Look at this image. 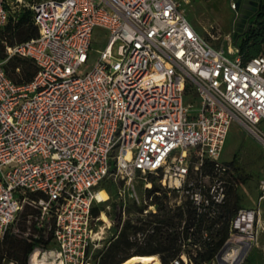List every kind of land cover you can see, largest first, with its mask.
I'll return each instance as SVG.
<instances>
[{"label":"built area","instance_id":"1","mask_svg":"<svg viewBox=\"0 0 264 264\" xmlns=\"http://www.w3.org/2000/svg\"><path fill=\"white\" fill-rule=\"evenodd\" d=\"M181 1L0 0V27L29 10L37 29L0 60V242L13 229L29 243L24 264H97L126 220L139 226L130 241L145 246L165 231L164 210L186 202L215 219L228 200L231 167L220 157L231 125L264 152V49L243 60L237 47L215 46L219 37L203 39ZM96 28L106 45L79 75ZM224 40L235 42L233 29ZM12 56L35 63L28 83L5 72ZM108 177L114 214L93 216ZM257 190L258 205L222 218L225 239L202 264L244 262L258 239L264 174ZM24 209L25 229L13 228ZM172 228L182 250L172 264H193L186 251L220 239L207 229L195 238L193 227L185 237L183 221Z\"/></svg>","mask_w":264,"mask_h":264},{"label":"trees","instance_id":"2","mask_svg":"<svg viewBox=\"0 0 264 264\" xmlns=\"http://www.w3.org/2000/svg\"><path fill=\"white\" fill-rule=\"evenodd\" d=\"M37 36V29L33 24L31 12L29 10H21L18 20L8 22L4 27H0V60L6 59V47L16 43H21ZM243 60H248L254 57L264 49V0H259V9L250 20V26L235 41ZM5 72L8 77L16 84L28 83L37 71V67L33 60L29 58L12 56L4 64ZM231 169H235L234 161L226 162ZM204 167V172H206ZM230 172L228 186V200L222 208L220 214L215 219H208L202 216H197L191 205L186 202L184 208L176 210H164L162 220L165 225V231L157 232L151 235L146 241L145 246H135L129 239V234L135 232L139 226L131 225L129 220L125 224L119 236L113 239L107 247H105L96 257L97 264H121L131 256L135 255H155L159 258L161 264H172V261L180 255L181 248L177 244V235L172 228L173 224L184 222V236L188 237V229L193 227L194 237H200L202 229H207L211 235L219 236V241L213 246L196 250L195 256L191 251H186L191 257L193 264H202L208 261L215 254L221 242L225 239L227 233V224L222 219L228 214H232L240 208L241 197L236 190L234 177ZM232 176V177H231ZM102 181L99 190H106L111 193L115 189V184ZM101 210L98 207H93V216H98ZM28 209H24L17 222V227L20 230L25 229V215ZM219 224L217 232L211 231L212 227ZM215 232V233H214ZM7 238V237H6ZM5 238V239H6ZM31 245L29 244L28 252ZM27 252V254H28ZM27 256V255H26ZM26 260V259H25ZM25 263V262H24ZM21 263V264H24Z\"/></svg>","mask_w":264,"mask_h":264},{"label":"rangeland","instance_id":"3","mask_svg":"<svg viewBox=\"0 0 264 264\" xmlns=\"http://www.w3.org/2000/svg\"><path fill=\"white\" fill-rule=\"evenodd\" d=\"M231 2L232 0H182L181 7L188 21L203 39L210 41L209 34L215 35L219 37V40L215 43L210 42L214 43L215 46L227 48L228 45L237 46L236 42L224 40V35L232 30L237 17V13L230 7ZM106 42V31L96 28L91 41L89 63L80 69L79 75L89 70L97 59L96 51L102 50ZM186 101L192 102L194 100L189 96ZM220 159L224 162L234 161L235 169H231V172L234 173L233 181L241 197L240 206L253 207L258 205L257 182L264 174V152L259 143L244 130L240 123L236 122L231 125ZM148 179H152V177L149 176ZM110 180L115 184V189L111 193L104 190L107 194V200L96 205L105 213L107 218L112 217L117 203L116 183L113 178H106L104 183H109ZM117 183L119 184V181ZM228 196L230 198V195ZM259 207L258 239L242 264H264V200ZM16 227L17 225L13 226V228ZM114 227L113 224L108 234L114 232ZM28 249L29 243L21 239L11 229V234L0 242V264L24 263Z\"/></svg>","mask_w":264,"mask_h":264},{"label":"water","instance_id":"4","mask_svg":"<svg viewBox=\"0 0 264 264\" xmlns=\"http://www.w3.org/2000/svg\"><path fill=\"white\" fill-rule=\"evenodd\" d=\"M234 2L237 17L233 26V40L236 41L250 26L248 19L258 11L259 0H234Z\"/></svg>","mask_w":264,"mask_h":264},{"label":"bare ground","instance_id":"5","mask_svg":"<svg viewBox=\"0 0 264 264\" xmlns=\"http://www.w3.org/2000/svg\"><path fill=\"white\" fill-rule=\"evenodd\" d=\"M99 202H104L107 200V194L104 190H100L97 195ZM121 264H160L157 256L155 255H135L131 256L129 259Z\"/></svg>","mask_w":264,"mask_h":264},{"label":"flooded vegetation","instance_id":"6","mask_svg":"<svg viewBox=\"0 0 264 264\" xmlns=\"http://www.w3.org/2000/svg\"><path fill=\"white\" fill-rule=\"evenodd\" d=\"M253 16H251L249 19H248V23H250V20L252 19Z\"/></svg>","mask_w":264,"mask_h":264},{"label":"crops","instance_id":"7","mask_svg":"<svg viewBox=\"0 0 264 264\" xmlns=\"http://www.w3.org/2000/svg\"><path fill=\"white\" fill-rule=\"evenodd\" d=\"M233 29V28H232ZM196 30V29H195ZM261 52V51H260ZM160 262V261H159ZM161 264V263H160Z\"/></svg>","mask_w":264,"mask_h":264}]
</instances>
